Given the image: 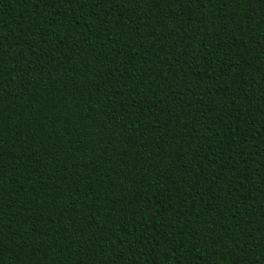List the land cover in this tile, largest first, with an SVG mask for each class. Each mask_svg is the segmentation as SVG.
<instances>
[{
    "label": "trees",
    "instance_id": "trees-1",
    "mask_svg": "<svg viewBox=\"0 0 264 264\" xmlns=\"http://www.w3.org/2000/svg\"><path fill=\"white\" fill-rule=\"evenodd\" d=\"M0 264H264V0H0Z\"/></svg>",
    "mask_w": 264,
    "mask_h": 264
}]
</instances>
